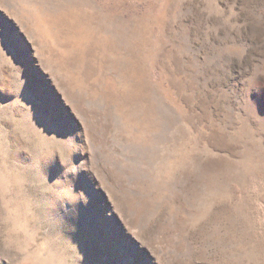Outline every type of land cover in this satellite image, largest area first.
I'll list each match as a JSON object with an SVG mask.
<instances>
[{
    "label": "rangeland",
    "instance_id": "rangeland-1",
    "mask_svg": "<svg viewBox=\"0 0 264 264\" xmlns=\"http://www.w3.org/2000/svg\"><path fill=\"white\" fill-rule=\"evenodd\" d=\"M0 153L72 264H264V0H0Z\"/></svg>",
    "mask_w": 264,
    "mask_h": 264
},
{
    "label": "clouds",
    "instance_id": "clouds-1",
    "mask_svg": "<svg viewBox=\"0 0 264 264\" xmlns=\"http://www.w3.org/2000/svg\"><path fill=\"white\" fill-rule=\"evenodd\" d=\"M2 156L0 153V163ZM61 166L68 178L81 171L76 167L69 169L63 160ZM24 167H31V162ZM58 179L62 181L63 177ZM28 188L39 190L40 181L27 175L10 178L0 171V264H72L67 242L50 232L37 212L34 200L22 195ZM13 189H16L15 195H12ZM55 191L60 194L57 199L66 210L79 202L71 198L76 195L73 184L61 183ZM80 198L86 202L82 192Z\"/></svg>",
    "mask_w": 264,
    "mask_h": 264
}]
</instances>
